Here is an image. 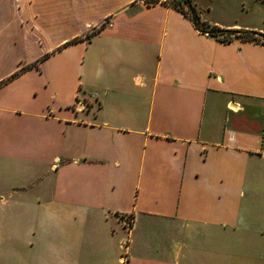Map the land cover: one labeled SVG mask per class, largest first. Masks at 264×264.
I'll use <instances>...</instances> for the list:
<instances>
[{
    "label": "crops",
    "instance_id": "crops-1",
    "mask_svg": "<svg viewBox=\"0 0 264 264\" xmlns=\"http://www.w3.org/2000/svg\"><path fill=\"white\" fill-rule=\"evenodd\" d=\"M254 1L198 11L264 34ZM123 254L264 264V41L162 1L0 0V264Z\"/></svg>",
    "mask_w": 264,
    "mask_h": 264
},
{
    "label": "trees",
    "instance_id": "trees-1",
    "mask_svg": "<svg viewBox=\"0 0 264 264\" xmlns=\"http://www.w3.org/2000/svg\"><path fill=\"white\" fill-rule=\"evenodd\" d=\"M144 1L147 2V4L155 3L157 1H162V2H165V3L172 5L173 7L178 9L181 13L188 16L190 18V20L193 22V24L195 25V27L199 31L207 32L208 34L215 35L220 40H229L231 33H234V34L239 35L240 37H242L243 39H246V40H263L264 41V34H262L261 32H257L254 30H247V29H239V30H237V29H226V28H221V27L217 26L216 24L209 23L208 21H206L200 17L198 9L194 5V3H192L191 0H144ZM103 25H104V22L100 23L97 27H94V28L88 30L85 33V36L90 37V35H92L94 32H96ZM221 34H229V36L225 37V36H221ZM78 39H81L80 36H77V37L69 40L68 42L76 41ZM65 43H67V42H65ZM43 57H45V55L42 56L41 59ZM36 63H37V61L27 63L24 66H22L19 70L14 72L12 75H14L18 71H20L26 67H29L31 65L36 64Z\"/></svg>",
    "mask_w": 264,
    "mask_h": 264
},
{
    "label": "rangeland",
    "instance_id": "rangeland-1",
    "mask_svg": "<svg viewBox=\"0 0 264 264\" xmlns=\"http://www.w3.org/2000/svg\"><path fill=\"white\" fill-rule=\"evenodd\" d=\"M200 14L205 19L217 20L226 23L236 21L250 23L257 19L262 7L254 0H193ZM229 36V34H221Z\"/></svg>",
    "mask_w": 264,
    "mask_h": 264
},
{
    "label": "built area",
    "instance_id": "built-area-1",
    "mask_svg": "<svg viewBox=\"0 0 264 264\" xmlns=\"http://www.w3.org/2000/svg\"><path fill=\"white\" fill-rule=\"evenodd\" d=\"M120 259H121V263L122 264H126L127 263V258H126V256L124 254L121 255Z\"/></svg>",
    "mask_w": 264,
    "mask_h": 264
}]
</instances>
